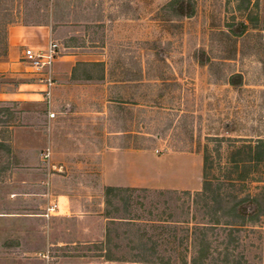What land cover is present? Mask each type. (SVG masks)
Instances as JSON below:
<instances>
[{"label":"rangeland","instance_id":"1","mask_svg":"<svg viewBox=\"0 0 264 264\" xmlns=\"http://www.w3.org/2000/svg\"><path fill=\"white\" fill-rule=\"evenodd\" d=\"M170 1L0 0V55L10 25L57 19L59 43L108 62L107 81L64 78L50 106L0 102V212L72 210L0 222V264L17 262L5 256L14 251L40 252L49 264H191L201 239L209 264H228L227 253L264 264V161L232 163L264 139V0H185L190 16L165 9ZM45 109L56 112L51 126ZM9 124L26 128L8 140ZM26 158H43L41 170L13 169ZM205 173L211 185L202 194ZM107 187L122 190L106 196ZM248 195L249 213L262 207L259 220L226 227L232 220L219 204Z\"/></svg>","mask_w":264,"mask_h":264},{"label":"crops","instance_id":"2","mask_svg":"<svg viewBox=\"0 0 264 264\" xmlns=\"http://www.w3.org/2000/svg\"><path fill=\"white\" fill-rule=\"evenodd\" d=\"M56 21L57 19H54V20L51 19L48 23L14 24V25H10L7 28L4 50H3L2 55H0V77L6 76V77H10L11 79L9 83L4 84L2 86L0 85V102L13 103L19 107V110H21L20 109L21 107L27 106L28 104L30 105L31 103H36L37 105H41V103H44V99L41 93L43 90V85L38 81L35 75L29 72L26 65L22 61V59H23L24 51L26 48L44 49L51 40L57 41L59 43V39L56 38V33L61 27L56 26L58 24V22ZM59 45H60V55L56 59L53 65V74L55 77V86H54L55 88L59 84L62 85L64 78L73 83L74 82L90 83V82H93V78H96L97 80H101L102 82H105L108 80V70H107L108 62L105 59L106 58L105 53H102L101 55H99L100 58L99 57L93 58L92 57L93 55L77 52V50L80 48H78L76 45H71L70 43L63 42V41H61ZM94 69L98 70V73H99L98 76H95L93 74L92 71ZM113 83L115 82H110V84H113ZM107 103L112 104L114 102L111 100H108ZM119 104H123V103H119ZM48 112L49 111L45 109L44 113H45V116L47 117H48ZM60 113L63 115L73 114L72 111L71 112L66 111V113L62 111ZM54 114L56 116L55 111H54ZM53 119L48 118L49 126L52 125L51 123ZM17 128L25 129L26 127L21 126ZM17 128L10 124L7 127L6 126L4 127V129H7L6 132L9 135L8 140H10V136L12 137V129H17ZM52 129L53 128H50L49 130L51 131ZM108 134L114 135V136H121V134H124V133L119 131V132H112ZM49 135H52L51 132ZM52 141L54 142V139L50 136V140H49L50 144L52 143ZM120 154H122V152L119 154L117 153V155H120ZM125 154L127 153L124 150L123 155ZM134 156L135 158L137 156L139 157V155L137 154ZM25 161L30 162V164L28 165L26 164L18 165L17 164L13 168V169H16L17 166L24 165L26 168L23 169L25 170V174L23 175L25 176H32L33 172L38 171L37 168L38 169L40 168L39 170H41V166L38 165L37 163L39 162L40 164L41 162H44L43 158L34 160L35 165H34V161L31 160L30 158H26ZM59 167H62V166L60 165ZM53 170H55V167ZM15 173L12 174V171L11 173L9 171V175L7 177L9 181L12 179V177H15ZM0 180H3V176H0ZM22 183L25 185L28 183V181L23 180ZM137 184L138 182H135L134 185H137ZM26 193L27 194L24 193L25 196L35 197L37 195V194H34L33 192H26ZM11 196H17V194L13 192ZM40 196H44V194ZM11 202L16 204L15 201H11ZM20 208L27 210V209H30L31 206L25 204V206L20 207ZM41 208H42V205L39 204L38 209L42 210L43 208L42 209ZM63 210L62 211L65 214L64 216H70V214L72 213L71 212L72 210L69 207H64ZM63 213L57 212L55 215H53V217H57V216L59 217V215ZM45 218L46 216H44L42 212H38L36 214L35 213L33 214L31 212H25V213H20V212L1 213L0 212V222H8V224H17L19 222L33 221V220L36 222H40ZM8 238L9 239L7 240L15 241V246L12 249L15 250V249L20 248V246H18V243L16 242L18 241L21 242L22 239L21 238L18 239L17 234H15L14 237H12V234L9 233ZM37 254H40L41 257H38L40 255H37ZM5 256L10 259H17L18 261L14 262V264H28V261H32V260L39 261L41 263L43 262V264H49V261H48L49 257L41 254L40 252L30 253L28 251H14L11 253H7ZM114 262H115L114 259H112L111 257H108L106 258V261L104 263L107 264V263H114ZM30 263L31 262H29V264Z\"/></svg>","mask_w":264,"mask_h":264},{"label":"trees","instance_id":"3","mask_svg":"<svg viewBox=\"0 0 264 264\" xmlns=\"http://www.w3.org/2000/svg\"><path fill=\"white\" fill-rule=\"evenodd\" d=\"M165 9H169L171 11H174L178 14V12L180 14L184 15V11H185V0H171L169 3H167L164 7ZM191 15V13H190ZM190 15H184V16H190ZM182 16V15H181ZM17 23V22H16ZM242 26V31L239 32L237 35L240 36L241 34H243L246 29H247V25L245 23H241ZM250 151V157L249 159H246L245 161H236L233 160L232 163H237V162H242L243 164H246V162L248 163H252L255 165H258L260 162L264 161V139H257V141L255 142L254 145H249L247 147ZM211 185V181H209L206 177V173H205V179L203 182V189H202V194H207L209 191V187ZM122 190L120 187H107L106 188V196H110L111 194H113L116 191ZM219 196V195H218ZM214 201L219 202L218 198H213ZM252 197L245 196L241 199H238L237 197L234 198V201L231 202L230 205H226V208H223L220 204L219 206L221 207L220 209L222 210L221 217H225L228 219H231L232 221H227V223H225L226 227H230L231 229H236V230H240L241 228L245 227L246 224L248 222H256L257 220H259L260 216H261V212H262V207L261 210L257 211L254 210L253 213H249L248 211L251 209L252 207ZM216 216H219V213L216 211ZM215 224H219V223H215ZM233 236L232 234H230V237ZM204 238V237H203ZM205 239H201L199 242V251L197 253V256L194 257L191 261V264H209L206 262L207 258L211 255V251H210V245L209 243L204 241ZM237 239L235 237H232L230 243L235 242ZM230 253L226 254V256L224 257V262L228 263V264H246L242 261L241 259H237L236 257H233V259L229 258ZM231 259V260H230ZM183 264H187L186 261L183 262Z\"/></svg>","mask_w":264,"mask_h":264},{"label":"built area","instance_id":"4","mask_svg":"<svg viewBox=\"0 0 264 264\" xmlns=\"http://www.w3.org/2000/svg\"><path fill=\"white\" fill-rule=\"evenodd\" d=\"M60 55V45L57 41L51 40L44 49L26 48L22 61L26 65L30 73L35 75L38 81L43 85L42 97L44 102L51 105L53 96V88L55 86V77L53 74V65ZM53 118L54 112H48ZM49 154H45L44 158H48ZM58 207L52 204L47 208L46 217L55 215Z\"/></svg>","mask_w":264,"mask_h":264}]
</instances>
